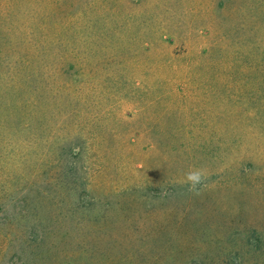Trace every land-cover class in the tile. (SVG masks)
<instances>
[{
  "label": "rangeland",
  "instance_id": "374dc122",
  "mask_svg": "<svg viewBox=\"0 0 264 264\" xmlns=\"http://www.w3.org/2000/svg\"><path fill=\"white\" fill-rule=\"evenodd\" d=\"M0 264H264V0H0Z\"/></svg>",
  "mask_w": 264,
  "mask_h": 264
},
{
  "label": "clouds",
  "instance_id": "9594fccd",
  "mask_svg": "<svg viewBox=\"0 0 264 264\" xmlns=\"http://www.w3.org/2000/svg\"><path fill=\"white\" fill-rule=\"evenodd\" d=\"M207 179L205 169L193 167L184 173L182 183L187 187L189 192L199 195L200 189Z\"/></svg>",
  "mask_w": 264,
  "mask_h": 264
},
{
  "label": "trees",
  "instance_id": "16d2710c",
  "mask_svg": "<svg viewBox=\"0 0 264 264\" xmlns=\"http://www.w3.org/2000/svg\"><path fill=\"white\" fill-rule=\"evenodd\" d=\"M77 86H78V84H77ZM77 88H82V86L79 85Z\"/></svg>",
  "mask_w": 264,
  "mask_h": 264
}]
</instances>
